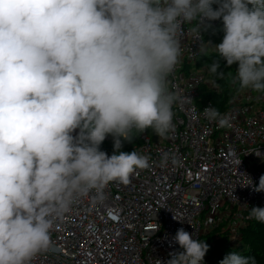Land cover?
<instances>
[{"label":"clouds","instance_id":"clouds-1","mask_svg":"<svg viewBox=\"0 0 264 264\" xmlns=\"http://www.w3.org/2000/svg\"><path fill=\"white\" fill-rule=\"evenodd\" d=\"M220 19L210 73L224 79L221 61L237 64L232 83L264 93V0H0V264H31L78 199H102L110 183L149 167L123 142L175 130L168 77L182 55L178 34L192 24L200 39L203 22ZM204 115L229 123L212 106ZM109 135L111 156L100 148ZM254 190L264 191V175ZM249 218L264 223V208ZM173 239L183 251L167 264H202L205 241L183 228ZM219 264L257 261L233 250Z\"/></svg>","mask_w":264,"mask_h":264},{"label":"built area","instance_id":"built-area-1","mask_svg":"<svg viewBox=\"0 0 264 264\" xmlns=\"http://www.w3.org/2000/svg\"><path fill=\"white\" fill-rule=\"evenodd\" d=\"M208 26L219 22L205 20L200 39L192 24L178 34L182 55L168 77L177 98L175 130L164 137L145 131L131 148L150 157L149 167L137 170L127 185L110 183L102 199L95 191L78 199L55 224L52 246L31 264H167L170 253L183 251L173 239L180 228L199 240L226 223L234 243L247 224L260 223L249 211L264 208V191L254 190L264 175V101L243 88L244 96L239 91L220 113L229 117L228 125L205 117L212 104L199 105V94L208 81L205 70L194 66L205 53ZM166 153L168 163L162 164Z\"/></svg>","mask_w":264,"mask_h":264},{"label":"trees","instance_id":"trees-1","mask_svg":"<svg viewBox=\"0 0 264 264\" xmlns=\"http://www.w3.org/2000/svg\"><path fill=\"white\" fill-rule=\"evenodd\" d=\"M215 9L218 5L213 4ZM219 26L217 28L208 26L204 30V40L206 43L210 42L213 46L222 42L224 31L222 19L217 20ZM218 53L216 50L211 53H205L197 60L196 66L204 64L207 81H210L214 86V89L208 87V84H204L200 88L199 105H203L210 102L214 108L220 113L225 111L229 107V101L234 98L239 91L243 88L240 87L239 81L232 83V79L235 78V71L238 68L237 64H233L231 68H224L226 62L221 61V69L225 72L224 79H218L216 76L210 73L209 66L214 59H217ZM231 72L232 76L229 77L228 73ZM217 89V91H215ZM254 93H257L254 91ZM256 101V100H255ZM151 133L152 129L146 130ZM137 134L136 139L132 143L123 142L121 151L130 152L132 145L136 144L139 140ZM102 151H105L108 155L113 154V137L110 141L104 140L100 146ZM227 224H221L211 230L208 234L201 237L200 241H205L209 245L204 262L202 264H219V262L231 251L237 250L241 254L246 256H254L257 264H264V224L257 222H251L240 230V239L237 242L232 243L230 239V233L227 229Z\"/></svg>","mask_w":264,"mask_h":264},{"label":"rangeland","instance_id":"rangeland-1","mask_svg":"<svg viewBox=\"0 0 264 264\" xmlns=\"http://www.w3.org/2000/svg\"><path fill=\"white\" fill-rule=\"evenodd\" d=\"M205 51L207 53H211V52L215 51V48L210 42H208L206 44ZM194 69L197 70V71H204L205 67H204V64L199 65V66L195 65ZM206 71H204V72H206ZM207 84H208V87H210V88L214 87L210 81H208ZM241 93H242L241 96H244L245 92L243 90H241ZM253 96H254V100H256V101H259V102L264 101V93H258V92L257 93H253ZM243 99L245 100L244 97H243ZM243 99H242V102L244 101Z\"/></svg>","mask_w":264,"mask_h":264}]
</instances>
